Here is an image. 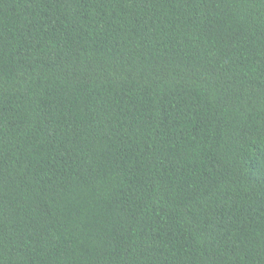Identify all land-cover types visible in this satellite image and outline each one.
Masks as SVG:
<instances>
[{
    "label": "trees",
    "instance_id": "obj_1",
    "mask_svg": "<svg viewBox=\"0 0 264 264\" xmlns=\"http://www.w3.org/2000/svg\"><path fill=\"white\" fill-rule=\"evenodd\" d=\"M0 264H264V0H0Z\"/></svg>",
    "mask_w": 264,
    "mask_h": 264
}]
</instances>
